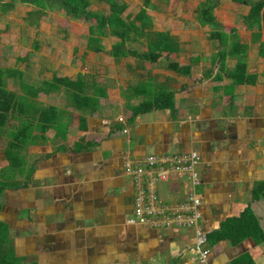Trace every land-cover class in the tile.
Instances as JSON below:
<instances>
[{"label": "crops", "instance_id": "0c3cea01", "mask_svg": "<svg viewBox=\"0 0 264 264\" xmlns=\"http://www.w3.org/2000/svg\"><path fill=\"white\" fill-rule=\"evenodd\" d=\"M126 1L128 12L135 15L144 0ZM217 1L214 12L223 29H236L249 46L248 72L257 74L256 83H235L228 76L237 58L228 55L222 62L220 43L208 39L212 27L197 19L200 0H151L147 14L154 29L169 31L180 41V51L171 53V59L181 65L192 62V69L189 75L168 69L163 52L156 63L140 62L143 68L135 58L134 70L148 80L152 68L159 80L154 81L175 91L176 111L133 115L130 105L139 104L143 96L127 99L124 88L135 87L142 78L135 85L128 77L122 79L127 67L123 61L117 66L106 60L104 52L88 54L96 56L98 66L87 78L96 77L107 92L96 110L73 107L64 87L36 98L40 105L58 107L61 120L45 133L47 138L26 146L23 166L7 180L2 194L0 220L21 264H249L239 261L246 256L253 264H264V241L249 235L236 243L224 238L209 244V258L201 262L193 249L195 228L128 222L137 190L146 180L126 173V161L197 151L200 183L194 187L189 176L173 173L156 184L161 203L184 201L195 188L203 200L201 225L208 233L249 206L264 231V190L256 192V185L264 188V56L260 41L253 40L254 30L243 21L251 5L245 0ZM261 34L264 41V30ZM110 36L115 43L117 38ZM59 67L52 61L51 78H76ZM12 121L14 128L19 120ZM7 140L3 136L0 141L1 170L10 163Z\"/></svg>", "mask_w": 264, "mask_h": 264}, {"label": "trees", "instance_id": "16d2710c", "mask_svg": "<svg viewBox=\"0 0 264 264\" xmlns=\"http://www.w3.org/2000/svg\"><path fill=\"white\" fill-rule=\"evenodd\" d=\"M17 1L36 6L40 13H46L49 7H57L64 11L66 17L71 20H83L89 24L87 33V47L84 53L90 51L95 53L105 52L117 60L134 56L140 62L149 61L156 63L167 52V68L178 73L189 75L192 62L181 65L171 59L170 54L180 51V41L169 31L154 29L153 19L147 14V7L151 0H144L143 6L135 14L128 12L129 3L126 0H98L104 1L108 6L106 10H95L92 8V0H0L2 12H8L15 7ZM251 5L249 13L243 17L248 29L253 31V40L260 41V53L264 56V41L261 40V31L264 30V0H245ZM217 0H200L197 8V19L201 24L212 27L208 34L210 41L220 43L221 49L218 55L222 62L226 57L234 56L237 63L228 69L227 74L234 79L235 83H256L257 74L248 72L247 54L249 46L241 41L236 29L225 31L221 23L216 19L215 7ZM113 35L117 38L109 49H106L104 38ZM146 45L145 50L136 47L135 44ZM144 43V44H143ZM26 57H19V60ZM143 68V64L139 65ZM224 64L220 65L216 78L222 77ZM13 79L19 84L20 92L11 90L8 79ZM154 80H141L139 84L127 86V99L143 96L139 104L130 105L133 115L149 112L156 109H170L176 111L175 91L167 83ZM64 87L67 98L73 107L96 110L100 104V98L107 96L106 87L96 83L93 79L89 81L87 74L78 73L76 78L69 76L53 75L51 79H44L40 83H33L25 70L17 67L0 66V138L6 136V153L9 166L0 169V209L1 198L7 180L23 166L22 155L28 144L34 143L36 139L47 138L45 133L55 124L60 122V109L53 105H40L36 98L40 93H51ZM125 94V91H124ZM12 119H18L15 127L10 126ZM10 122V123H9ZM38 131L40 135L36 134ZM256 192L261 186L256 185ZM7 225L0 220V264H21V258L16 255L14 245L8 236ZM252 236L258 243L264 241V231L259 224L257 215L247 207L240 215L230 217L224 221L220 229L208 233V245L227 238L233 242ZM249 264L253 261L247 256ZM238 261V263H239Z\"/></svg>", "mask_w": 264, "mask_h": 264}, {"label": "rangeland", "instance_id": "374dc122", "mask_svg": "<svg viewBox=\"0 0 264 264\" xmlns=\"http://www.w3.org/2000/svg\"><path fill=\"white\" fill-rule=\"evenodd\" d=\"M99 2L94 1L92 8L99 10L107 6L104 1ZM37 9L32 4L19 1L8 12H2L0 9V66L23 69L27 77L37 84L52 77L54 60L59 64L60 71L73 77H76L78 72L87 74L88 71H93L98 66L97 58L88 57L90 52L84 53L89 24L82 20L68 19L64 11L57 7H49L46 13H40ZM114 41L110 35L105 37L106 49H109ZM138 47L143 50L145 48L142 44ZM19 57L26 58L19 60ZM105 59L115 62L117 66L123 61L127 73L122 74V79L128 77L131 84L142 78L134 70L136 62L134 56L117 60L109 55ZM149 73L153 80L159 81L152 68L149 69ZM92 79L97 80L94 76ZM8 82L11 90L20 92L19 84L11 78ZM154 83L155 81L152 85ZM40 96L46 95L41 93Z\"/></svg>", "mask_w": 264, "mask_h": 264}, {"label": "built area", "instance_id": "2783aa9c", "mask_svg": "<svg viewBox=\"0 0 264 264\" xmlns=\"http://www.w3.org/2000/svg\"><path fill=\"white\" fill-rule=\"evenodd\" d=\"M128 131V129H125ZM201 156L197 151L176 152L162 155H149L141 160H127L126 173L139 181L145 177L146 184L141 185L135 196L134 215L128 222L148 224L154 227L195 228L193 249L201 262H206L211 249L208 245V232L201 225L204 213L201 210L202 197L192 189L184 201L164 205L159 200L156 184L168 180L173 173L187 175L194 187L200 183L198 166Z\"/></svg>", "mask_w": 264, "mask_h": 264}]
</instances>
